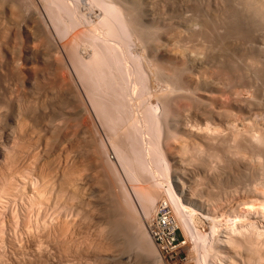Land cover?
<instances>
[{
	"label": "rangeland",
	"instance_id": "rangeland-1",
	"mask_svg": "<svg viewBox=\"0 0 264 264\" xmlns=\"http://www.w3.org/2000/svg\"><path fill=\"white\" fill-rule=\"evenodd\" d=\"M122 1L116 4H123L132 36L126 40L134 44H119L126 75L112 63L105 78L106 61L103 73L97 71L101 77L91 72L105 60L97 53L100 47L108 53L107 40L106 45L118 43L109 39L110 25L93 0H0V264H100L102 259L92 255L105 247L113 264H165L156 244L157 253L145 245L153 240L146 219L161 202L177 218L189 263L264 264V13L252 11L251 0H139L138 8L132 0ZM59 2L75 10L78 24L70 27L68 10L56 9ZM125 4L142 14L136 19ZM111 77H120L117 89ZM95 78L107 85L93 87ZM101 99L114 102V113L121 110V120L124 112V122L113 125L109 105L107 120L98 106ZM116 103L127 104L117 112ZM148 108L155 123L147 119ZM132 128L138 130L133 137ZM156 142L165 162L160 166H167L163 170L153 154ZM115 144L122 157H130L129 166ZM141 145L148 173L137 161ZM169 183L181 198L176 205L166 200ZM147 186L160 193L155 206L140 194Z\"/></svg>",
	"mask_w": 264,
	"mask_h": 264
},
{
	"label": "bare ground",
	"instance_id": "bare-ground-1",
	"mask_svg": "<svg viewBox=\"0 0 264 264\" xmlns=\"http://www.w3.org/2000/svg\"><path fill=\"white\" fill-rule=\"evenodd\" d=\"M49 1H51V0H49ZM61 1V0H60ZM83 1V0H82ZM86 1V0H85ZM115 1H117L118 2V4H119V1H120V4L121 3H123V1L122 0H115ZM130 1V0H129ZM137 1H139V0H132V2L134 3V4H136L137 6V8H138V4H137ZM54 2V1H53ZM93 2H94V4H95V6L97 7H95V9H99L100 11H102V13H103V16H104V18L103 19H105L106 20V23L108 24V26H109V29H108V31H107V33H108V35H110L109 36V39L111 40L113 37H114V41L115 42H117L118 43V45L116 44H114V45H106L109 41L107 40V42H104V41H102V42H104V44H105V46H104V44H103V46L105 47V48H108L109 49V51H108V49L106 50V51H108V53H104L105 51V49L103 50V47H100L101 48V50L99 51V53H97L98 51H96V53L98 54L96 57H100L101 56V58H102V56H103V58H105V60H102V62H101V64L99 63V68H100V65H102L101 66V71H100V69H98V67L96 68V69H94V70H96V71H91V72H96V73H94V74H96L98 77H101V76H99V74H101V72H102V70H103V68L105 67V65H106V68H104L105 70L103 71L104 72V74L105 73H107V71H108V69L109 68H111V66L110 67H108L109 65H112V63L115 65V63H116V69H118V72H121V74L122 73H126V71H127V69H126V71H125V67H124V65H123V63H125L124 62V59H122L121 57V55H120V46H121V43L123 42V43H125L126 45H124L123 44V46H125V47H127L128 48V46H130V44L131 43H133L134 41H133V39H130V40H132V41H129V40H126V38L127 39H129L130 37H132V36H130V35H128V34H130V32L128 31V25H127V23H126V19H124L125 17H124V15H125V13H123L125 10H122V5H121V7H119L120 6V4H119V6H118V4H116V3H114L113 1H109V0H93ZM140 2V1H139ZM147 2V1H146ZM60 3V2H59ZM56 4H58L57 2L55 3V5L54 6H56ZM70 4V3H69ZM90 4V3H89ZM244 4V3H243ZM246 5V4H245ZM249 5L251 6V8L250 9H252V8H254V10L252 9V11H254L255 13L257 12L258 13V15H261L260 13L262 12V14L264 13V0H251L250 1V3H249ZM75 6H77V5H75ZM134 6V5H133ZM133 6H131L132 8H133ZM53 7V6H52ZM57 7H58V5H57ZM60 7H61V9H64L63 11L66 13V11L68 10V6L66 5V3L64 4V2H62V3H60V5H59V8H56V9H59V10H61L60 9ZM127 7L129 8L128 9V11L126 10V12L128 13V12H130L129 10H130V8L131 7H129L128 5H127ZM126 7V4H125V6H123V9L124 8H127ZM234 7V6H233ZM72 8H73V6H72ZM94 8V7H93ZM137 8H133V10L135 9H137ZM67 9V10H66ZM250 9H249V11H250ZM58 10V13H62V10H61V12ZM66 10V11H65ZM70 10V11H69ZM69 10L67 11L68 13V15H67V18H71V19H69L70 21H69V24L71 23V25H70V27L73 25V26H75L76 24H78L77 22H76V18H74V13H73V11L75 12V10H73V9H71V8H69ZM73 10V11H72ZM133 10H132V12H133ZM134 10V11H135ZM210 10V9H209ZM98 11V10H97ZM52 12V11H51ZM56 12H57V10H56ZM76 12H78V11H76ZM94 12V11H93ZM138 12V11H137ZM52 13H54V12H52ZM58 13H56V14H58ZM87 13V12H86ZM92 13V12H91ZM126 13V14H127ZM141 13V12H140ZM193 13V12H192ZM210 13V12H209ZM55 14V15H56ZM64 14V13H63ZM70 14V15H69ZM76 14V13H75ZM85 14V13H84ZM100 14V13H99ZM130 14H132V15H134L135 16V14H136V11H135V13L133 14V13H130ZM142 14V13H141ZM141 14H139V13H137L136 15H141ZM215 14V13H214ZM225 14V13H224ZM65 15V16H66ZM77 15V14H76ZM75 15V16H76ZM91 15V14H90ZM129 15V14H128ZM132 15H130V17L132 16ZM264 15V14H263ZM68 16H71V17H68ZM81 16V15H80ZM210 16V15H209ZM214 16V15H213ZM241 16V15H240ZM55 17V16H54ZM57 17H59V15L57 16ZM57 17H55L54 18V20L57 18ZM77 18H79L78 16H76ZM92 17V16H91ZM140 17V16H139ZM135 18H136V16H135ZM217 18V17H216ZM233 18H234V16H233ZM264 18V17H263ZM128 19V18H127ZM137 19V18H136ZM238 19V18H237ZM57 20H59L58 18L56 19V22H57ZM78 20H80V19H78ZM129 20V19H128ZM81 21V20H80ZM99 21V20H98ZM131 21V20H130ZM63 22V20L61 21V23ZM64 22H66V21H64ZM101 22V21H100ZM103 22V21H102ZM101 22V23H102ZM135 22V23H134ZM55 23V22H54ZM60 23V22H59ZM86 23V22H85ZM104 23V22H103ZM133 23H134V25L136 24V20L135 21H133ZM63 24V23H62ZM65 25L66 24H68L67 22L66 23H64ZM240 24V23H239ZM140 25V27H137V28H141V31H142V26H141V24H139ZM59 26V25H58ZM68 26V25H67ZM98 26V25H97ZM137 26V25H136ZM229 26V25H228ZM239 26V25H238ZM261 26H263V25H261ZM64 27V26H63ZM62 27V28H63ZM77 27V26H76ZM94 27V26H93ZM132 27V26H131ZM170 27V26H169ZM210 27V26H209ZM61 28V29H62ZM65 28V27H64ZM68 27H66V29H67ZM206 28V27H205ZM233 28V27H232ZM264 28V27H263ZM65 29V30H66ZM133 29V28H132ZM135 29H136V27H135ZM184 29V28H183ZM231 29V28H230ZM236 29V28H235ZM64 30V29H63ZM64 30V31H65ZM82 30V29H81ZM138 30H140V29H138ZM239 30V29H238ZM134 31V30H133ZM136 31V30H135ZM141 31H139V32H141ZM229 31V30H228ZM79 32V31H78ZM81 32V31H80ZM91 32V31H90ZM129 32V33H128ZM73 33V32H72ZM95 33V32H94ZM94 33H92V34H90L92 37L91 38H95V40L97 41L98 40V36L96 35V34H94ZM106 33V32H105ZM142 33V32H141ZM247 33V32H246ZM88 34V33H87ZM99 34V33H98ZM132 34V33H131ZM140 34V33H139ZM248 34V33H247ZM58 35V34H57ZM106 35V34H105ZM134 35H135V33H134ZM144 35H145V33H144ZM111 36H113L112 38H110ZM48 37V36H47ZM88 37V36H87ZM90 37V36H89ZM108 37V36H107ZM125 37V38H124ZM134 37V36H133ZM143 37H141V39H142ZM174 38V37H173ZM73 39V38H72ZM104 39V38H103ZM140 39V38H139ZM78 40H80V39H78ZM92 40V39H91ZM74 41V40H73ZM73 41H71L69 44H71ZM101 41V40H100ZM113 41V42H114ZM145 41V40H144ZM153 41V40H152ZM69 42V41H68ZM75 42H77V41H75ZM112 42V41H111ZM97 43V42H96ZM100 42H98V44H99ZM142 43V42H141ZM153 43V42H152ZM199 43V42H198ZM76 44V43H75ZM119 44H120V46H119ZM134 44V43H133ZM214 44V43H213ZM72 45V44H71ZM102 44H100V45H98V46H101ZM77 46V45H76ZM76 46H75V48L74 49H76ZM131 46H133L132 44H131ZM147 46V45H146ZM67 47V46H66ZM94 47H96V45L94 46ZM136 47V46H135ZM141 47V46H140ZM182 47V46H181ZM71 48V47H70ZM73 48V47H72ZM85 48V47H84ZM121 48H123V47H121ZM133 48V47H132ZM132 48H130V49H127V54H132L131 52H130V50L132 49ZM148 48V47H147ZM58 49V48H57ZM79 49V48H78ZM46 50V49H45ZM207 50V49H206ZM59 51V50H58ZM77 51V49L75 50V52ZM92 51V50H91ZM95 51V50H94ZM123 51V50H122ZM205 51V50H204ZM56 52V51H55ZM79 52V51H78ZM130 52V53H129ZM227 52V51H226ZM69 53V52H68ZM82 53V52H81ZM94 53V52H93ZM95 53V54H96ZM122 53H124V52H122ZM55 54V53H54ZM71 54V53H70ZM75 54L76 53H74V55L73 56H75ZM85 54V53H84ZM94 54V55H95ZM198 54V53H197ZM201 54V53H200ZM206 54V53H205ZM124 55V54H123ZM137 55V54H136ZM52 56V55H51ZM78 56V55H77ZM82 56V55H81ZM125 56V55H124ZM91 57V56H90ZM96 57L95 58H93L92 60L93 61H95V59H96ZM99 57H98V59H99ZM129 58H130V56H128ZM137 56H134L133 57V60H134V58H136ZM236 57V56H235ZM139 58V56L137 57V59H136V62H137V60H139V62H140V59H138ZM53 59V58H52ZM77 59H79V60H77ZM77 59H75L76 61H78L77 63H79L80 64V62L82 61V60H85V59H82V58H77ZM80 59H82L81 61H80ZM63 60V59H62ZM91 60V62L90 63H92L93 61ZM101 60V59H100ZM132 60V61H133ZM236 60V59H235ZM80 61V62H79ZM103 61H106V64L103 66V64L105 63H103ZM126 61H127V58H126ZM135 61V60H134ZM156 61V60H155ZM83 62V61H82ZM85 62H86V60H85ZM88 62V61H87ZM88 62V63H89ZM128 62V61H127ZM135 62V63H136ZM142 62V61H141ZM88 63H87V65H88ZM232 63V62H231ZM259 63V62H258ZM76 64V63H75ZM97 64V63H96ZM129 64V63H128ZM132 64V63H131ZM153 64V63H152ZM205 64V63H204ZM86 65V64H85ZM93 65H95L94 63H93ZM92 65V66H93ZM137 65V64H136ZM77 66H78V64H77ZM79 66H83V64L82 65H79ZM138 66V65H137ZM204 66V65H203ZM83 67H86V66H83ZM94 67V66H93ZM87 68V67H86ZM135 68H136V66H135ZM137 68H139V67H137ZM142 68V67H141ZM227 68V67H226ZM81 69H83V68H81ZM80 69V71L82 72V70ZM114 69V68H113ZM143 69V68H142ZM142 69H141V72H142ZM175 69V68H174ZM258 69V68H257ZM260 69V68H259ZM90 70V69H89ZM88 70V71H89ZM99 70V74H97V71ZM111 70L112 69H110V72H111ZM144 70V69H143ZM115 71V70H114ZM140 71V70H139ZM102 72V73H103ZM117 72V71H116ZM156 72V71H155ZM259 72H260V70H259ZM263 72V71H262ZM86 73V72H85ZM112 73V72H111ZM113 73H115V72H113ZM112 73V74H113ZM133 72H131V74H132ZM136 73H138V72H136ZM140 73V72H139ZM188 73V72H187ZM258 73V72H257ZM83 74V73H82ZM104 74H102L103 75V77L101 78V79H104ZM145 74V73H144ZM235 74V73H234ZM241 74V73H240ZM84 75V74H83ZM90 75V74H89ZM92 75V74H91ZM91 75H90V77H91ZM106 75H108V74H105V78L106 77H108V76H106ZM123 75V74H122ZM126 75V74H125ZM140 76L142 75V73L141 74H139ZM147 75H148V73H147ZM261 75V74H260ZM87 76H88V74H86V79H88L87 78ZM96 76V77H97ZM110 76H111V74H110ZM117 76V75H116ZM121 76V75H120ZM124 76V75H123ZM128 76H130V74L128 75ZM151 76V75H150ZM173 76V75H172ZM36 77V76H35ZM139 77V76H138ZM259 77V76H258ZM93 78V77H92ZM112 78H114V77H111L110 79L112 80ZM120 78V77H119ZM119 78H118V80H119ZM126 78V77H125ZM140 78H142V77H140ZM139 78V79H140ZM145 79H146V77H144ZM143 78V79H144ZM91 79V78H90ZM96 79V78H95ZM101 79H96L97 80V82L94 80V85H93V87H96L97 89L98 88H100V87H102L103 88V86L107 83V82H105V84H102V83H104L103 82V80L100 82V80ZM134 79H136V78H134ZM139 79H137V81L139 80ZM260 79V78H259ZM59 80V79H58ZM92 80V79H91ZM99 80V81H98ZM118 80H117V78L115 79H113V82H112V84H113V86H115L116 87V89H117V86H119V82H118ZM121 80V79H120ZM249 80V79H248ZM89 81V80H88ZM125 82H127L126 80H124ZM139 81H141V80H139ZM36 82V81H35ZM67 82V81H66ZM83 82V81H82ZM121 82V81H120ZM124 82V83H125ZM144 82V81H143ZM244 82V81H243ZM255 82V81H254ZM42 83V82H41ZM70 83V82H69ZM92 83V82H91ZM163 83V82H162ZM181 83V82H180ZM83 84V83H82ZM102 84V85H101ZM111 84V85H112ZM121 84V83H120ZM126 84V83H125ZM128 84V83H127ZM126 84V85H127ZM149 84V83H148ZM151 84V83H150ZM149 84V85H150ZM96 85V86H95ZM107 85V84H106ZM139 85H140V82H139ZM66 86V85H65ZM109 86V85H108ZM107 86V87H108ZM121 86V85H120ZM144 86V85H143ZM146 86V85H145ZM148 86V85H147ZM180 86V85H179ZM89 87L90 88H92L90 85H89ZM86 88V87H85ZM113 88V87H112ZM124 88V87H123ZM147 88V87H146ZM58 89V88H57ZM93 89V88H92ZM96 89V90H97ZM116 89L114 90V91H116ZM125 89V88H124ZM123 89V90H124ZM142 89H144V88H142ZM100 90V89H99ZM110 90V89H109ZM130 89H128V90H126V91H129ZM141 90V89H140ZM98 91V90H97ZM118 91H119V89H118ZM146 91V90H145ZM104 93H105V91H103ZM198 92V91H197ZM88 93V92H87ZM110 93V92H109ZM122 92H120V94H121ZM125 93V92H124ZM123 93V94H124ZM100 94V93H99ZM112 94V93H111ZM116 94V93H115ZM119 93H118V96L120 95ZM126 94V93H125ZM127 94H129V93H127ZM139 94V93H138ZM189 94H191V93H189ZM94 95H96V94H94ZM93 95V96H94ZM98 95V94H97ZM104 96V95H103ZM121 96V95H120ZM51 97H53V96H51ZM100 97V96H99ZM111 98H112V96H110ZM114 97H116V95L114 96ZM121 97H124V96H121ZM147 97H148V95H147ZM3 98V97H2ZM65 98V97H64ZM93 98V97H92ZM105 98V97H104ZM128 98V97H127ZM151 98V97H150ZM39 99V98H38ZM95 99V98H94ZM99 99V98H98ZM109 99V98H108ZM117 99V98H116ZM120 99V98H119ZM96 100V99H95ZM100 100V99H99ZM102 100V99H101ZM127 100V99H126ZM201 100V99H200ZM13 101V100H12ZM35 101V100H34ZM120 101V100H119ZM119 101H117V102H119ZM125 101V100H124ZM135 101V100H134ZM96 102V101H95ZM98 102V101H97ZM96 102V103H97ZM110 102V101H109ZM121 102V101H120ZM99 103V105L98 106H101L99 109L101 110H98V111H100L101 113H102V115L104 116V117H106V119L107 120H109V119H111L112 118V116L110 115V117L111 118H109L108 116L109 115H107V114H109L110 112L109 111H111V110H109L108 108H109V106H110V109H112L114 106H116V105H113L114 104V102H113V104H111V103H107V101L105 102V99H104V102H103V100L101 101V102H98ZM135 103V102H134ZM160 103V102H159ZM116 104H118V103H116ZM125 103H122V105H121V103L120 104H118L117 106V109L118 108H120V106L119 105H121V108H123L122 106L124 105ZM127 104V103H126ZM125 104V105H126ZM70 105V104H69ZM109 105V106H108ZM113 107H112V106ZM130 105V104H129ZM108 106V107H107ZM40 107V106H39ZM74 107V106H73ZM15 108V107H14ZM66 108V107H65ZM96 108V107H95ZM98 108V107H97ZM115 108V107H114ZM112 109L113 110V112H111V113H113V115L115 114V116H116V112L114 113V111H115V109ZM126 108V107H125ZM128 108V107H127ZM133 108V107H132ZM24 109V108H23ZM67 109V108H66ZM116 109V111L118 112L119 111V109L117 110ZM151 109V108H150ZM150 109L148 108V111H147V113H148V115H149V117H147V119L149 118L150 120H151V122H154L153 121V117H152V114L150 113ZM165 109V108H164ZM124 110V109H123ZM122 110V111H123ZM47 111V110H46ZM71 111V110H70ZM121 111V110H120ZM119 111V112H120ZM124 111H126V110H124ZM152 111V110H151ZM119 112H118V114H117V118H115V116H113V118L111 119V121H114L113 122V125H115L114 123H115V120H117L116 121V124L118 123V121H121V120H123L124 119V116H123V113L124 112H122V116H121V120H120V114H119ZM153 112V111H152ZM162 112V111H161ZM44 113V112H43ZM121 113V112H120ZM37 114V113H36ZM40 114V113H39ZM162 114V113H161ZM165 114V113H164ZM69 115V114H68ZM130 115V114H129ZM158 115V114H157ZM224 115V114H223ZM45 116V115H44ZM65 116V115H64ZM98 116V115H97ZM100 116V115H99ZM133 116V115H132ZM151 116V117H150ZM159 116V115H158ZM164 116V115H163ZM76 117V116H75ZM74 117V118H75ZM108 117V118H107ZM118 117H119V119H118ZM145 117V116H144ZM55 118V117H54ZM70 118V117H69ZM123 118V119H122ZM127 118V117H126ZM129 118V117H128ZM127 118V119H128ZM146 118V117H145ZM157 118V117H156ZM53 119V118H52ZM105 119V120H106ZM126 119V120H127ZM132 119V118H131ZM101 120V119H100ZM129 120V119H128ZM140 120V119H139ZM149 120V121H150ZM156 120H158V119H156ZM54 121V120H53ZM71 121V120H70ZM74 121H76V120H74ZM131 121V120H130ZM148 121V122H149ZM159 121V120H158ZM158 121H156V123L158 124L159 122ZM108 122V121H107ZM110 122V121H109ZM123 122H124V120H123ZM136 122H138V121H136ZM147 122V123H148ZM151 122H150V124H151ZM0 123H1V121H0ZM44 123V122H43ZM71 123V122H70ZM127 123V122H126ZM132 123V125L131 126H133V125H135V122H134V120L131 122ZM155 123V122H154ZM23 124V123H22ZM38 124V123H37ZM120 124V123H119ZM118 124V125H119ZM149 124V123H148ZM161 124V123H160ZM43 125V124H42ZM112 125V126H113ZM151 125H154V124H151ZM159 125V124H158ZM112 126H110V127H112ZM130 126V127H131ZM148 126V125H147ZM208 126V125H207ZM115 127V126H114ZM113 127V128H114ZM134 127V126H133ZM136 127V126H135ZM10 128V127H9ZM59 128V127H58ZM104 128V127H103ZM156 128H159L158 126L156 127ZM67 129V128H66ZM151 129H153L154 130V128L151 126ZM161 128H159V130H160ZM257 129V128H256ZM128 130V129H127ZM129 130H131L130 132H128V133H132L133 132V128L132 129H129ZM150 130V129H149ZM229 130V129H228ZM54 131V130H53ZM135 131V130H134ZM138 131V130H137ZM137 131L136 132H133L132 134L135 136V135H137V134H135V133H137ZM155 131V130H154ZM258 131V130H257ZM50 132H51V130H50ZM95 132V131H94ZM125 132V131H124ZM155 133V132H154ZM233 133V132H232ZM34 134V133H33ZM32 134V135H33ZM70 134V133H69ZM99 134V133H98ZM120 134V133H119ZM131 134V135H132ZM159 134V133H158ZM42 135V134H41ZM45 135V134H44ZM59 135V134H58ZM110 135V134H109ZM126 135V134H125ZM133 135H132V137H133ZM149 135V134H148ZM156 135V134H155ZM110 136H112V135H110ZM115 136V135H114ZM128 136V135H127ZM152 136H154V135H152ZM251 136V135H250ZM260 136V135H259ZM125 137V136H124ZM164 137V136H163ZM252 137V136H251ZM128 137H126V139H127ZM152 138V137H151ZM156 138V137H155ZM254 138V137H253ZM117 139V138H116ZM133 139H135V137L133 138ZM149 139V138H148ZM153 139V138H152ZM163 139V138H162ZM114 140V139H113ZM132 140V139H131ZM156 140V139H155ZM158 140V139H157ZM17 141V140H16ZM119 141H121V140H119ZM135 141V140H134ZM154 141V140H153ZM51 142V141H50ZM54 142V141H53ZM116 142V141H115ZM139 142V141H138ZM261 142H262V140H261ZM136 143V142H135ZM151 143V142H150ZM55 144V143H54ZM118 144V143H117ZM121 144V143H120ZM122 144H123V142H122ZM125 144H127V143H125ZM157 142L155 143V144H153V145H155L154 147H152V148H154V152H153V154H154V156H155V158H156V162L159 164V166L162 164L163 165V163H165L164 161H163V163H162V157L160 156V155H162V154H159L160 153V150H159V148H158V145L159 144H157ZM134 145V144H133ZM136 145V144H135ZM139 145V144H138ZM144 145V144H143ZM122 146V145H121ZM132 146V145H131ZM140 146V145H139ZM53 147V146H52ZM115 147H116V149H115V151L117 152V155H119V153L121 154V156L120 157H122V155H125V154H123V150L121 151V152H118V150L120 149V147H117V145L115 144ZM119 148V149H118ZM132 148V147H131ZM137 148H140V147H137ZM136 149V148H135ZM143 148H142V145H141V150L139 151L140 153V159L139 160H137V161H139L138 163H140L141 164V162H142V168H145V170L147 171L148 170V166H146V161L144 160L145 158H147L146 156H145V153H144V151L142 150ZM128 150V149H127ZM126 150V151H127ZM134 150V149H133ZM137 150V149H136ZM151 150V149H150ZM173 150V149H172ZM120 151V150H119ZM129 151V150H128ZM5 152V151H4ZM104 152V151H103ZM135 152H137V151H135ZM134 152V153H135ZM151 152V151H150ZM259 152V151H258ZM9 153V152H8ZM69 153V152H68ZM125 153V152H124ZM129 153V152H128ZM170 153V152H169ZM35 154V153H34ZM147 154V153H146ZM151 154V153H150ZM236 154V153H235ZM58 155V154H57ZM81 155V154H80ZM128 155H130V154H128ZM135 155L137 156L138 154H136L135 153ZM134 155V156H135ZM152 155V154H151ZM110 156V155H109ZM127 156V155H126ZM122 157L121 159H122V161L124 162V164L126 165H128V161L130 160L129 158V156L128 157ZM139 156V155H138ZM100 157V156H99ZM145 157V158H144ZM227 157V156H226ZM237 157V156H236ZM76 158V157H75ZM110 158V157H109ZM132 158V157H131ZM137 158V157H136ZM154 158V159H155ZM206 158V157H205ZM209 158V157H208ZM107 159V158H106ZM129 159V160H128ZM133 159H134V157H133ZM166 159H168V158H166ZM63 160V159H62ZM135 160V159H134ZM134 160H131V161H133L134 162ZM165 160V159H164ZM244 160V159H243ZM101 161V160H100ZM130 161V162H131ZM136 161V160H135ZM56 162V161H55ZM62 162V161H61ZM61 162H59V163H61ZM69 162V161H68ZM130 162H129V164H130ZM132 162V163H133ZM109 163V162H108ZM137 163V164H138ZM57 164V163H56ZM112 164V163H111ZM136 164V165H137ZM148 164H150V163H148ZM156 164V163H155ZM169 164V163H168ZM247 164V163H246ZM251 164V163H250ZM132 165V164H131ZM134 165V164H133ZM165 165V164H164ZM240 165V164H239ZM260 165V164H259ZM129 166V165H128ZM139 166V165H138ZM158 166V165H157ZM166 166V165H165ZM165 166H163V167H161L160 169H162V168H164ZM170 166V165H169ZM53 167V166H52ZM134 167V166H133ZM1 168V167H0ZM106 168V167H105ZM127 168H129V167H127ZM140 168H141V165H140ZM166 168H167V166H166ZM165 168V169H166ZM211 168V167H210ZM131 169H133V168H131ZM52 170V169H51ZM86 170V169H85ZM163 170V169H162ZM243 170V169H242ZM78 171V170H77ZM136 171H137V169H136ZM149 171V170H148ZM148 171H147V173H148ZM248 171V170H247ZM257 171V170H256ZM262 171V170H261ZM39 172V171H38ZM75 172V171H74ZM140 172H142V170H140ZM151 172V171H150ZM167 171L165 170V173H166ZM13 173V172H12ZM134 173V172H133ZM153 173V172H152ZM237 173V172H236ZM64 174V173H63ZM91 174V173H90ZM96 174V173H95ZM137 173H135V175H136ZM139 174V173H138ZM141 174V173H140ZM150 174V173H149ZM13 175V174H12ZM151 175V178H154V176L152 177V175L153 174H150ZM155 175V174H154ZM87 176V175H86ZM146 176V175H145ZM55 177V176H54ZM133 177H134V175H133ZM136 177H138L137 175H136ZM155 177H156V175H155ZM171 177V176H170ZM16 178V177H15ZM19 178V177H18ZM35 178V177H34ZM131 178V177H130ZM129 178V179H130ZM145 178V177H144ZM157 178V177H156ZM244 178V177H243ZM45 179V178H44ZM146 179V178H145ZM162 179V178H161ZM48 180V179H47ZM58 180V179H57ZM71 180V179H70ZM115 180V179H114ZM139 180V179H138ZM167 180V179H166ZM216 180V179H215ZM80 181V180H79ZM120 181V180H119ZM134 181H135V179H134ZM156 181V180H155ZM34 182V181H33ZM112 182V181H111ZM113 182H115V181H113ZM153 182V181H152ZM8 183H10V182H8ZM16 183V182H15ZM66 183V182H65ZM146 183V182H145ZM155 183V182H154ZM246 183V182H245ZM256 183V182H255ZM259 183V182H258ZM12 184V183H11ZM170 184V190H169V198H167L166 200H171V202H172V204L174 203L175 205L177 204V202H179V201H181L180 199V196H179V194L176 192V189L174 188V186L172 185V183H169ZM5 185V184H4ZM20 185V184H19ZM58 185V184H57ZM64 185V184H63ZM111 185H113V184H111ZM153 185V184H152ZM161 185V184H160ZM59 187V186H58ZM74 187V186H73ZM80 187V186H79ZM93 187V186H92ZM109 187V186H108ZM164 187V186H163ZM8 188V187H7ZM114 188V187H113ZM121 188V187H120ZM219 189V188H218ZM223 189V188H222ZM137 190V189H136ZM138 191V190H137ZM167 191V190H166ZM2 192V191H1ZM109 192V191H108ZM111 193V192H110ZM160 194L159 193V191L157 192V189H154L153 187H149V186H147L146 188H143L142 190H141V192H140V194L141 195H143L142 197H144V199H146L147 201H148V203L149 204H151V206H155L156 205V203H157V200H159L158 199V195L157 194ZM70 194V193H69ZM168 194V193H167ZM219 194V193H218ZM258 194V193H257ZM107 195V194H106ZM222 195V194H221ZM227 195V194H226ZM25 196V195H24ZM67 196V195H66ZM132 196V195H131ZM168 196V195H167ZM239 196V195H238ZM255 196V195H254ZM141 197V196H140ZM234 197V196H233ZM232 197V198H233ZM50 198V197H49ZM91 198V197H90ZM126 198H127V196H126ZM220 198V197H219ZM16 199V198H15ZM29 199V198H28ZM52 199V198H51ZM81 199V198H80ZM95 199V198H94ZM111 200V199H110ZM162 200H164V199H162ZM223 200V199H222ZM243 200V199H242ZM15 201V200H14ZM123 201V200H122ZM144 201V200H143ZM36 202V201H35ZM118 202V201H117ZM120 202V201H119ZM70 203V202H69ZM147 203V202H146ZM45 204V203H44ZM82 204V203H81ZM178 204H180V203H178ZM29 205H30V203H29ZM78 205H79V203H78ZM116 205V204H115ZM128 205V204H127ZM145 205V204H144ZM143 205V206H144ZM118 206H120V203H119V205ZM82 207V206H81ZM87 207V206H86ZM111 207V206H110ZM121 207H122V205H121ZM147 207H150V205H146V208ZM158 207V206H157ZM244 207H245V205H244ZM114 208V207H113ZM132 208V207H131ZM154 208V207H153ZM178 208V207H177ZM231 208V207H230ZM21 209V208H20ZM86 209V208H85ZM112 209V208H111ZM128 209V208H127ZM149 209V208H148ZM181 209V208H180ZM179 209V210H180ZM260 209V208H259ZM120 210H121V208H120ZM135 210V209H134ZM146 210V209H145ZM157 210V209H156ZM156 210H155V212H156ZM30 211V210H29ZM95 211V210H94ZM147 211V210H146ZM149 211V210H148ZM63 212V211H62ZM133 212V211H132ZM179 212V211H178ZM262 212V211H261ZM41 213V212H40ZM113 213V212H112ZM127 213V212H126ZM239 213V212H238ZM61 214V213H60ZM155 214V213H154ZM212 214V213H211ZM80 215V214H79ZM123 215H124V213H123ZM180 215V214H179ZM74 216V215H73ZM209 216V215H208ZM213 216V215H212ZM87 217V216H86ZM71 218V217H70ZM251 218V217H250ZM41 219V218H40ZM120 219V218H119ZM179 219V218H178ZM210 219V218H209ZM32 220V219H31ZM72 220V219H71ZM81 220V219H80ZM217 220V219H216ZM75 221V220H74ZM78 221V220H77ZM193 221V220H192ZM55 222V221H54ZM113 222V221H112ZM188 222V221H187ZM16 223V222H15ZM74 223V222H73ZM116 221H115V223H114V225H116ZM134 223V222H133ZM182 223V222H181ZM6 224V223H5ZM60 224V223H59ZM103 224V223H102ZM121 224V223H120ZM48 225V224H47ZM64 225V224H63ZM105 225V224H104ZM114 225H112V226H114ZM127 225V224H126ZM18 226V225H17ZM107 226V225H106ZM239 226V225H238ZM253 226V225H252ZM41 227V226H40ZM90 227V226H89ZM93 227V226H92ZM104 227V226H103ZM115 227H118V225H116ZM4 228V227H3ZM20 228V227H19ZM28 228V227H27ZM105 228V227H104ZM120 228H121V226H120ZM123 228V227H122ZM121 228V229H122ZM138 227H136V229H137ZM140 228V227H139ZM246 228V227H245ZM253 229L255 228V227H252ZM30 229V228H29ZM65 229V228H64ZM81 229V228H80ZM115 229V228H114ZM133 229V228H132ZM54 230V229H53ZM60 230V229H59ZM112 230V232H113V229H111ZM111 230H109V231H111ZM117 230V229H116ZM115 230V231H116ZM123 230L125 231V229L123 228ZM128 230V229H127ZM242 230V229H241ZM247 230V229H246ZM120 231V230H119ZM122 231V230H121ZM239 231V230H238ZM259 231H261L260 229H259ZM33 232V231H32ZM61 232H64V231H61ZM87 232V231H86ZM91 232V231H90ZM103 232V231H102ZM111 232V233H112ZM242 232V231H241ZM70 233V232H69ZM72 233V232H71ZM71 233H70V235H71ZM114 233V232H113ZM116 233H118V235H120V233L117 231ZM124 233H126V232H124ZM123 233V231H122V235H124V237H126V234H124ZM146 233V232H145ZM200 233V232H199ZM252 233V232H251ZM37 234V233H36ZM62 234V233H61ZM60 234V235H61ZM64 234V233H63ZM92 234V233H91ZM46 235V234H45ZM48 235V234H47ZM89 235V234H88ZM118 235H116V236H118ZM197 235V234H196ZM257 235V234H256ZM30 236V235H29ZM37 236V235H36ZM63 236V238H64V235H62ZM67 236V235H66ZM91 236V235H90ZM96 236V235H95ZM114 236V235H113ZM131 236V235H130ZM202 237H203V235H201ZM200 236V237H201ZM248 236H250V235H248ZM72 237V236H71ZM85 237V236H84ZM97 237V236H96ZM102 237V236H101ZM112 237V236H111ZM128 237V236H127ZM134 237V236H133ZM259 237V236H258ZM59 238V237H58ZM114 238H115V236H114ZM113 238V239H114ZM117 238V237H116ZM115 238V239H116ZM121 239H122V237H120ZM199 238V237H198ZM29 239V238H28ZM60 239V238H59ZM111 239V238H110ZM118 239V238H117ZM129 239V238H128ZM131 239V238H130ZM149 239V238H148ZM152 239V238H151ZM250 239H251V237H250ZM254 239H256V238H254ZM65 240V239H64ZM70 240V239H69ZM126 240H127V238H126ZM239 240V239H238ZM24 241V240H23ZM55 241V240H54ZM73 241V240H72ZM95 241H97V240H95ZM120 241V240H119ZM228 241V240H227ZM226 241V242H227ZM233 241V240H232ZM231 241V239H230V242H232ZM250 241H252V240H250ZM249 241V242H250ZM65 242V241H64ZM116 242V241H115ZM126 242V241H125ZM130 242V241H129ZM128 242V243H129ZM148 242V243H147ZM147 244H145L146 246L148 245L149 247V249H147V251H154L155 250V253H157L156 251V247H155V243H154V240H147ZM224 242V241H223ZM256 242V241H255ZM68 243V242H67ZM71 243V242H70ZM119 243V242H118ZM121 243H122V241H121ZM127 243V242H126ZM232 243H234V242H232ZM231 243V244H232ZM237 243H240V242H238L237 241ZM257 243V242H256ZM264 243V242H263ZM21 244V243H20ZM95 244V243H94ZM141 244V243H140ZM214 244V243H213ZM212 244V245H213ZM219 244V243H218ZM249 244V243H248ZM253 244V243H252ZM65 245V244H64ZM90 245V244H89ZM111 245V244H110ZM119 245V244H118ZM233 245V244H232ZM236 244L234 243V246H235ZM254 245V244H253ZM257 245V244H256ZM260 245V244H259ZM264 245V244H263ZM53 246V245H52ZM51 246V247H52ZM79 246V245H78ZM101 246H103V245H101ZM126 245H124V247H125ZM219 246V245H218ZM222 246V245H221ZM237 246V245H236ZM244 246V245H243ZM67 247V246H66ZM84 247V246H83ZM100 246H96V250H99L100 248H99ZM104 247V246H103ZM108 247V246H107ZM127 247V246H126ZM151 247V248H150ZM217 247V246H216ZM241 247V246H240ZM245 247H246V245H245ZM259 247V246H258ZM71 248V247H70ZM99 248V249H98ZM115 248V247H114ZM236 248V247H235ZM244 248V247H243ZM248 248V247H247ZM252 248V247H251ZM80 249V248H79ZM89 249V248H88ZM93 249H94V247H93ZM107 248L105 247V249L103 250L102 248L99 250V252L101 253V254H98L97 252H95L93 255H92V257H97V256H99V258H101L102 260H97L98 262L99 261H102L101 263L102 264H108L109 262H111V259H109L110 257H109V255L110 254H108V250H106ZM125 249V248H124ZM129 249V248H128ZM150 249H152V250H150ZM158 249V248H157ZM214 249H215V247H214ZM220 250V248H218L217 247V250ZM233 249V248H232ZM4 250H6V249H4ZM70 250V249H69ZM68 250V251H69ZM102 250H103V252H102ZM127 250V249H126ZM209 250V249H208ZM216 250V251H217ZM236 250V249H235ZM247 250V249H246ZM255 250V249H254ZM257 250V249H256ZM258 250H259V248H258ZM262 250H263V248H262ZM60 251V250H59ZM66 251V250H65ZM67 251V252H68ZM76 251H77V249H76ZM152 251V252H153ZM210 251V250H209ZM261 251V250H260ZM260 251H258V252H260ZM78 252V251H77ZM107 252V253H106ZM151 252V253H152ZM238 252V251H237ZM249 252H250V250H249ZM31 253V252H30ZM53 253V252H52ZM74 253V252H73ZM102 253H104L103 255H102ZM106 253V254H105ZM211 253V252H210ZM217 253V252H216ZM221 253V252H220ZM253 253H255V251L253 252ZM63 254V253H62ZM71 254V253H70ZM75 254V253H74ZM82 254V253H81ZM124 254V253H123ZM205 254V253H204ZM240 254H242V253H240ZM249 254V253H248ZM252 254V253H251ZM261 254V253H260ZM37 255V254H36ZM54 255V254H53ZM75 255H77V254H75ZM80 255V254H79ZM148 255V254H147ZM150 255V254H149ZM217 255V254H216ZM247 255V254H246ZM255 255V254H254ZM253 255V256H254ZM263 255V254H262ZM261 255V256H262ZM61 256V255H60ZM59 256V257H60ZM70 256V255H69ZM68 256V257H69ZM88 256V255H87ZM126 255H123V257H125ZM128 256V255H127ZM26 257V256H25ZM44 257V256H43ZM161 257V256H160ZM201 257V256H200ZM217 257V256H216ZM239 257V256H238ZM246 257V256H245ZM249 257V256H248ZM258 257V256H257ZM18 258V257H17ZM91 258V257H90ZM129 258H130V255H129ZM138 258V257H137ZM243 258V257H242ZM256 258V257H255ZM255 258H252V260L251 261H255ZM263 258V257H262ZM25 259H27V258H25ZM30 259V258H29ZM77 259V258H76ZM96 259V258H95ZM98 259V258H97ZM208 259H210V258H208ZM251 259V258H250ZM254 259V260H253ZM36 260V259H35ZM34 260V261H35ZM45 260V259H44ZM114 260V259H113ZM112 260V261H113ZM135 260V259H134ZM145 260V259H144ZM149 260V259H148ZM160 260H161V258H160ZM233 260V259H232ZM231 260V261H232ZM240 260V259H239ZM258 260V259H257ZM205 261V260H204ZM235 261V260H234ZM1 262V261H0ZM61 262V261H60ZM97 262V263H98ZM126 262V261H125ZM215 262V261H214ZM217 262V261H216ZM240 262V261H239ZM247 262V261H246ZM252 262V263H253ZM260 262V261H259ZM39 263V262H38ZM96 263V262H95ZM100 263V264H101ZM162 263V262H161ZM204 263H206V262H204ZM223 263V262H222ZM6 264V263H5ZM41 264V263H40ZM111 264H113L112 262H111ZM139 264V263H138ZM158 264V263H157ZM238 264V263H237ZM254 264V263H253Z\"/></svg>",
	"mask_w": 264,
	"mask_h": 264
},
{
	"label": "built area",
	"instance_id": "built-area-1",
	"mask_svg": "<svg viewBox=\"0 0 264 264\" xmlns=\"http://www.w3.org/2000/svg\"><path fill=\"white\" fill-rule=\"evenodd\" d=\"M149 235L154 240L165 264H191L184 257L185 240L178 236V222L167 202H161L155 214L146 219Z\"/></svg>",
	"mask_w": 264,
	"mask_h": 264
}]
</instances>
